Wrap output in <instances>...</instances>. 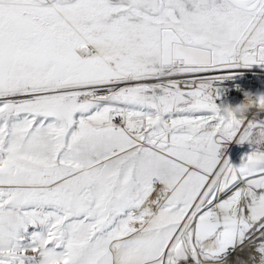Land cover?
<instances>
[{
	"label": "snow or ice",
	"instance_id": "1",
	"mask_svg": "<svg viewBox=\"0 0 264 264\" xmlns=\"http://www.w3.org/2000/svg\"><path fill=\"white\" fill-rule=\"evenodd\" d=\"M254 65L264 0H0V264H264V166L199 159Z\"/></svg>",
	"mask_w": 264,
	"mask_h": 264
},
{
	"label": "built area",
	"instance_id": "2",
	"mask_svg": "<svg viewBox=\"0 0 264 264\" xmlns=\"http://www.w3.org/2000/svg\"><path fill=\"white\" fill-rule=\"evenodd\" d=\"M227 75L232 78L218 85L219 98L216 102L219 106L213 104L210 107L220 122L229 126L228 133L232 140L245 121L261 120L258 132H251L250 129L255 125L250 124L233 142L238 149L252 147L256 148L257 155L264 154V67L254 65Z\"/></svg>",
	"mask_w": 264,
	"mask_h": 264
},
{
	"label": "bare ground",
	"instance_id": "3",
	"mask_svg": "<svg viewBox=\"0 0 264 264\" xmlns=\"http://www.w3.org/2000/svg\"><path fill=\"white\" fill-rule=\"evenodd\" d=\"M247 104H250V102H248ZM246 123V121H245ZM224 127H227V125ZM256 148H242V149H238L237 147H233L229 153L227 152V157L226 159H228L230 161V163L232 164L231 166V170L233 173L235 174H251L254 170H248L247 166L250 163V161L252 160L253 154L257 155L256 153ZM250 156H248L247 162L244 161V157L248 154H250ZM260 166H264V164H261ZM246 195H252L254 199H257L255 196V193L251 192L250 190L245 192ZM261 203H264V201H262ZM252 241H249L248 244L244 245V247L242 249H237L235 252H230L229 253V257H228V262L227 264H251V261L249 260V257L254 255V248H250L249 244H251Z\"/></svg>",
	"mask_w": 264,
	"mask_h": 264
},
{
	"label": "rangeland",
	"instance_id": "4",
	"mask_svg": "<svg viewBox=\"0 0 264 264\" xmlns=\"http://www.w3.org/2000/svg\"><path fill=\"white\" fill-rule=\"evenodd\" d=\"M228 128L229 126L224 127L223 132H224V139L226 141H229L230 143L229 144L225 143L223 146H221L219 143L215 145L210 144L209 147L203 153V155L199 157V159H201L202 161V166L213 164L219 158V156L223 154L221 153V147H223L224 149L225 158L227 157V152L229 153V151L233 147H236L234 146V142H231L232 139L230 138V135L228 133V130H229ZM244 145L245 144H243V146Z\"/></svg>",
	"mask_w": 264,
	"mask_h": 264
},
{
	"label": "clouds",
	"instance_id": "5",
	"mask_svg": "<svg viewBox=\"0 0 264 264\" xmlns=\"http://www.w3.org/2000/svg\"><path fill=\"white\" fill-rule=\"evenodd\" d=\"M240 111L242 112L243 109L241 108ZM261 164H264V154L255 155L253 154L252 160L247 166L248 170L257 169Z\"/></svg>",
	"mask_w": 264,
	"mask_h": 264
}]
</instances>
